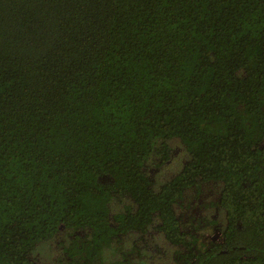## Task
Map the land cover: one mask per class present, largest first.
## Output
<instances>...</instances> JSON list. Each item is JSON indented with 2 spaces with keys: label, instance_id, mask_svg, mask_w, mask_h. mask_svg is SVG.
I'll return each mask as SVG.
<instances>
[{
  "label": "trees",
  "instance_id": "1",
  "mask_svg": "<svg viewBox=\"0 0 264 264\" xmlns=\"http://www.w3.org/2000/svg\"><path fill=\"white\" fill-rule=\"evenodd\" d=\"M171 139L188 159L154 189ZM208 182L200 249L174 208ZM64 229L71 263L155 229L185 264H264V0H0V264Z\"/></svg>",
  "mask_w": 264,
  "mask_h": 264
},
{
  "label": "rangeland",
  "instance_id": "2",
  "mask_svg": "<svg viewBox=\"0 0 264 264\" xmlns=\"http://www.w3.org/2000/svg\"><path fill=\"white\" fill-rule=\"evenodd\" d=\"M170 158L165 164L152 153L145 162V172L157 189L164 181L171 179L187 161L188 153L178 139L168 140ZM221 183H205L187 189L182 200L175 205L181 228L194 238V245L207 248L213 242L221 240L225 225V215L218 205ZM129 203L127 197L113 200L110 213L122 210ZM71 230L59 231L54 237L38 244L32 252V258L41 264H185L182 255L185 250L169 245L163 236L151 229L146 240L140 241L139 234L125 237L120 243L115 241L101 252V259L91 261L88 258H70L64 252L72 236ZM80 246V245H79ZM160 249V250H159ZM117 250V251H116Z\"/></svg>",
  "mask_w": 264,
  "mask_h": 264
}]
</instances>
